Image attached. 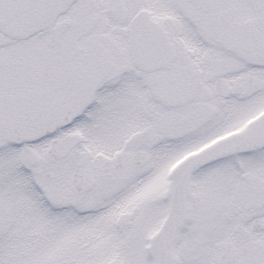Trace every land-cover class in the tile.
Here are the masks:
<instances>
[{"label":"snow or ice","instance_id":"1","mask_svg":"<svg viewBox=\"0 0 264 264\" xmlns=\"http://www.w3.org/2000/svg\"><path fill=\"white\" fill-rule=\"evenodd\" d=\"M0 264H264V0H0Z\"/></svg>","mask_w":264,"mask_h":264}]
</instances>
